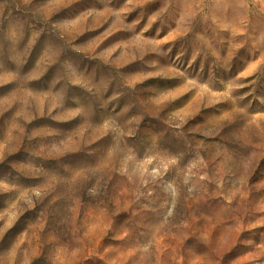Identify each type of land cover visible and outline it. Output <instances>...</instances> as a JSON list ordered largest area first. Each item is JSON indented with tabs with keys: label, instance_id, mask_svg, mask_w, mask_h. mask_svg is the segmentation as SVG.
Returning <instances> with one entry per match:
<instances>
[{
	"label": "rangeland",
	"instance_id": "rangeland-1",
	"mask_svg": "<svg viewBox=\"0 0 264 264\" xmlns=\"http://www.w3.org/2000/svg\"><path fill=\"white\" fill-rule=\"evenodd\" d=\"M0 264H264V0H0Z\"/></svg>",
	"mask_w": 264,
	"mask_h": 264
}]
</instances>
